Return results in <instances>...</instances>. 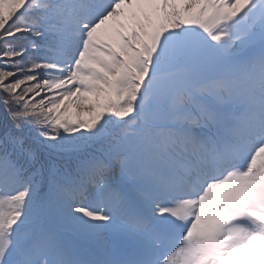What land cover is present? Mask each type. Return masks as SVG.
Here are the masks:
<instances>
[{
    "label": "snow or ice",
    "instance_id": "6c2138e0",
    "mask_svg": "<svg viewBox=\"0 0 264 264\" xmlns=\"http://www.w3.org/2000/svg\"><path fill=\"white\" fill-rule=\"evenodd\" d=\"M0 264H264V0H0Z\"/></svg>",
    "mask_w": 264,
    "mask_h": 264
}]
</instances>
